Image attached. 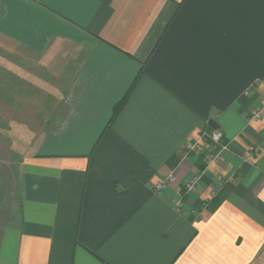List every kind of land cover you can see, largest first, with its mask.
Masks as SVG:
<instances>
[{
  "label": "crops",
  "instance_id": "obj_1",
  "mask_svg": "<svg viewBox=\"0 0 264 264\" xmlns=\"http://www.w3.org/2000/svg\"><path fill=\"white\" fill-rule=\"evenodd\" d=\"M0 82V264H264V0H0Z\"/></svg>",
  "mask_w": 264,
  "mask_h": 264
},
{
  "label": "rangeland",
  "instance_id": "obj_2",
  "mask_svg": "<svg viewBox=\"0 0 264 264\" xmlns=\"http://www.w3.org/2000/svg\"><path fill=\"white\" fill-rule=\"evenodd\" d=\"M5 91L8 92L7 95H5ZM20 91V89L0 88L1 104L12 100V102L21 104L22 96ZM9 93H12V95ZM2 109L3 107L0 105V198L3 200L0 201L1 220L8 218L14 209L13 206H16L17 203V167L19 163V159H17V155L15 154L17 152L16 147L13 146L8 136L10 128L7 127V117L10 113L2 111Z\"/></svg>",
  "mask_w": 264,
  "mask_h": 264
},
{
  "label": "built area",
  "instance_id": "obj_3",
  "mask_svg": "<svg viewBox=\"0 0 264 264\" xmlns=\"http://www.w3.org/2000/svg\"><path fill=\"white\" fill-rule=\"evenodd\" d=\"M262 115H263V108L258 107L253 111L252 118L260 119ZM205 141H210L217 149L215 153L213 152V157H212L213 161H217L220 152L228 148V145L222 141V132L219 130H213V131L202 132L196 141L190 142L187 145L188 151H192L196 153L202 152L204 150ZM175 180H176V175L174 174V171H170V173L165 177V179H163L161 182L158 183L157 187L159 189L163 188L165 187V185L172 183ZM195 181L196 180L187 183L188 190L193 189Z\"/></svg>",
  "mask_w": 264,
  "mask_h": 264
},
{
  "label": "trees",
  "instance_id": "obj_4",
  "mask_svg": "<svg viewBox=\"0 0 264 264\" xmlns=\"http://www.w3.org/2000/svg\"><path fill=\"white\" fill-rule=\"evenodd\" d=\"M2 200V198H0V201ZM3 201V200H2ZM222 201V196H220V195H217V196H215L214 197V199H213V205L215 206V207H217L219 204H220V202Z\"/></svg>",
  "mask_w": 264,
  "mask_h": 264
},
{
  "label": "water",
  "instance_id": "obj_5",
  "mask_svg": "<svg viewBox=\"0 0 264 264\" xmlns=\"http://www.w3.org/2000/svg\"><path fill=\"white\" fill-rule=\"evenodd\" d=\"M209 124L211 125V127L215 130H217L219 128V126L217 125V123L214 120H211L209 122Z\"/></svg>",
  "mask_w": 264,
  "mask_h": 264
}]
</instances>
